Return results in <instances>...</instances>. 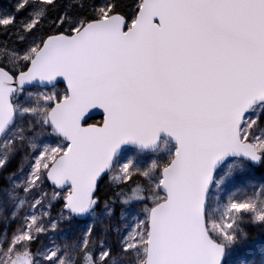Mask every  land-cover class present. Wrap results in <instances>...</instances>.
Instances as JSON below:
<instances>
[{
    "label": "snow or ice",
    "instance_id": "snow-or-ice-1",
    "mask_svg": "<svg viewBox=\"0 0 264 264\" xmlns=\"http://www.w3.org/2000/svg\"><path fill=\"white\" fill-rule=\"evenodd\" d=\"M0 264H264V0L0 7Z\"/></svg>",
    "mask_w": 264,
    "mask_h": 264
},
{
    "label": "trees",
    "instance_id": "trees-1",
    "mask_svg": "<svg viewBox=\"0 0 264 264\" xmlns=\"http://www.w3.org/2000/svg\"><path fill=\"white\" fill-rule=\"evenodd\" d=\"M0 7H10V0H0ZM101 117L95 118L99 120Z\"/></svg>",
    "mask_w": 264,
    "mask_h": 264
},
{
    "label": "water",
    "instance_id": "water-1",
    "mask_svg": "<svg viewBox=\"0 0 264 264\" xmlns=\"http://www.w3.org/2000/svg\"><path fill=\"white\" fill-rule=\"evenodd\" d=\"M95 115H96V117L95 118H97V117H100V113H95ZM127 149H129L127 146H124L122 149H121V154L125 151V150H127Z\"/></svg>",
    "mask_w": 264,
    "mask_h": 264
},
{
    "label": "rangeland",
    "instance_id": "rangeland-1",
    "mask_svg": "<svg viewBox=\"0 0 264 264\" xmlns=\"http://www.w3.org/2000/svg\"><path fill=\"white\" fill-rule=\"evenodd\" d=\"M129 151H130V149L125 150V151L121 154V156L126 155Z\"/></svg>",
    "mask_w": 264,
    "mask_h": 264
}]
</instances>
